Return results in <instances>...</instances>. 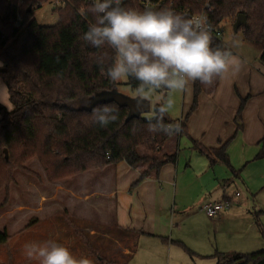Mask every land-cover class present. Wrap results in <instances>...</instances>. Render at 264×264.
Wrapping results in <instances>:
<instances>
[{"label":"trees","instance_id":"1","mask_svg":"<svg viewBox=\"0 0 264 264\" xmlns=\"http://www.w3.org/2000/svg\"><path fill=\"white\" fill-rule=\"evenodd\" d=\"M47 1L0 0V77L11 103L10 110L0 109V188L7 186L4 183H8L12 170L30 173L24 163L32 157L37 158L49 181L122 161L132 168L147 165L139 181L175 161V153L157 156L171 136L149 132L150 120L129 116L126 106H118L119 119L107 127L93 123L94 107L115 103L107 100L88 109L83 105L98 93L116 89L117 82L107 79L95 62L102 51L113 53L110 49H95L81 39L94 22L87 12L93 2L66 0L54 9L57 23L44 26L37 23L34 11ZM166 1L181 14L186 12V17L201 12L208 1L212 6L208 14L212 28H220L226 21L233 24L237 15H244L247 25L237 31L242 32L245 41L263 43L259 61L264 66V0ZM123 6L141 10L136 0H126ZM212 47L225 49L221 39L214 37ZM126 84L135 91L139 82L128 79ZM199 93L200 82L196 81L187 115L183 120H172L166 115L164 122H179L183 129L180 134H184L186 119L195 109ZM160 105L154 104V116ZM191 143L207 157L215 155L212 162L218 159L228 164L224 146L206 149L197 142ZM260 158H264V132L255 156ZM8 239L7 231L0 230V245ZM90 252L97 263L113 264L98 251ZM216 264H264V247L248 254H220Z\"/></svg>","mask_w":264,"mask_h":264},{"label":"crops","instance_id":"2","mask_svg":"<svg viewBox=\"0 0 264 264\" xmlns=\"http://www.w3.org/2000/svg\"><path fill=\"white\" fill-rule=\"evenodd\" d=\"M220 29L224 48L241 62L240 69L215 78L210 85L200 83L185 133L175 135V161L139 181L146 166L132 168L123 161L73 179L77 184L87 182L83 189L94 183L88 191L72 188V193L88 202L95 196L98 204H112L115 228L134 235L127 236V243L115 240L117 252L110 245L103 249L109 254L103 257L113 264H123L117 260L125 258L127 264H156L166 252L171 264L176 258L178 264H216L220 254H248L264 247V194L259 196L264 192V158L255 159L264 132V66L259 61L263 43L242 36L238 42H225ZM193 85L182 92L178 117L167 113L172 120L187 115ZM191 141L206 149L224 146L228 164L212 162L216 156L200 153ZM252 165L258 172L246 180L249 195L240 192L236 198L239 191L233 194L232 187L239 172ZM219 201H227L228 209L207 219L201 207Z\"/></svg>","mask_w":264,"mask_h":264},{"label":"clouds","instance_id":"3","mask_svg":"<svg viewBox=\"0 0 264 264\" xmlns=\"http://www.w3.org/2000/svg\"><path fill=\"white\" fill-rule=\"evenodd\" d=\"M87 12L94 22L81 39L95 49L113 53L97 55L95 62L101 73L114 83L138 81L135 92L141 100L161 89L186 91L196 81L210 85L215 78L240 69L241 62L231 51L212 47V25L206 17L188 18L168 8L139 10L123 6V0H94ZM6 91L7 86L0 84V94ZM173 106L174 101L168 98L155 109L149 132L169 136L182 132L179 122H164ZM118 119L115 103L92 110L93 123L101 127ZM23 254L36 264H92L89 258L77 257L69 247L52 239L26 243Z\"/></svg>","mask_w":264,"mask_h":264},{"label":"rangeland","instance_id":"4","mask_svg":"<svg viewBox=\"0 0 264 264\" xmlns=\"http://www.w3.org/2000/svg\"><path fill=\"white\" fill-rule=\"evenodd\" d=\"M54 8L52 0H48L36 9L34 18L37 23L44 26L57 23L58 16ZM221 28L224 32L222 38L225 42L241 40L242 32L240 30L234 32L231 22H223ZM126 81L117 82L116 89L112 91L101 92L88 98L83 104L84 107L87 109L92 107L101 101H99L101 96L105 95L106 98L111 93L126 98L140 99L136 92L129 88ZM0 84L5 85L1 77ZM7 93L6 91L0 94L3 101L0 105L5 110L11 108ZM181 96L182 92L180 91L157 90L147 99H144L149 102L150 109L138 114V116L145 120H151L154 116V104H163L168 98H171L174 101V106L168 114L172 118H177L181 110L179 106L182 102ZM176 138L175 135L171 136L157 156L175 153L177 149ZM24 166L30 173L21 169H14L10 173L8 183H4L7 186L0 188V230L5 229L9 235L8 241L0 245V264H36L35 261L28 260L24 256L23 246L28 242H43L49 239L69 247L77 257H86L92 261V264H99L91 254V250L98 251L100 255L108 258L109 254L103 251L104 248L110 245L112 250L116 247L113 252H117L115 240L120 239L127 243L128 237H134L131 232L123 234L115 228L112 221V204L104 200L98 204L95 196L88 202L86 198H79L72 193V188L80 189L79 193L84 190L88 191L94 183H89V188L83 189L82 186L87 182L77 184L76 180H73L80 174L49 181L36 157L30 158L24 163ZM145 166L147 167V165ZM96 170L101 169H93L87 172H95ZM257 172L258 168L254 165L246 170H241L236 186L232 187V193L235 194V191H239V194L241 192L249 195L246 190V180L253 179ZM262 194L264 192L259 193V196ZM207 219L211 218L207 217ZM133 241L134 239H130L131 244ZM113 257H117L115 253ZM126 260L128 258L117 261L127 264ZM177 262L176 258L175 264H178ZM156 264H171L170 253L167 254L166 252L163 259H159Z\"/></svg>","mask_w":264,"mask_h":264},{"label":"built area","instance_id":"5","mask_svg":"<svg viewBox=\"0 0 264 264\" xmlns=\"http://www.w3.org/2000/svg\"><path fill=\"white\" fill-rule=\"evenodd\" d=\"M64 1H66V0H52L55 8H58V7L62 6ZM88 1H91V3L94 2V0H88ZM125 1L126 0H123V3ZM136 1H137V3H138V5H139L141 10H144V9L160 10V9H163V8H168V9L174 10L177 13H180L179 10L178 11L175 10V8L172 6V4H170L166 0H136ZM211 7L212 6L210 5V3L208 1H206L203 4V6H202L201 12L190 14V15H188V18L196 17V16H203V17H206L207 21H208V14L212 10ZM182 13L187 15V13L184 12V11ZM211 34H212V36L214 38L221 39L222 31H221L220 28H212V33ZM238 194L239 193H237L235 195L237 196ZM228 207H229V203L227 201L208 202V203H205L201 207V210L205 213V215L207 217L213 218V217H215L218 214V212H220L221 210L228 209Z\"/></svg>","mask_w":264,"mask_h":264},{"label":"water","instance_id":"6","mask_svg":"<svg viewBox=\"0 0 264 264\" xmlns=\"http://www.w3.org/2000/svg\"><path fill=\"white\" fill-rule=\"evenodd\" d=\"M246 25H247L246 17L242 14H239L235 18V21L232 24V28L233 31L236 32L240 26H246ZM107 100H113L118 106H126L128 108L129 116H133V115L138 116V114L142 112H146L150 109L149 102L146 100L126 98L119 94L111 93L110 95H108V97L105 98L104 95L101 96L99 99L100 102H104Z\"/></svg>","mask_w":264,"mask_h":264}]
</instances>
